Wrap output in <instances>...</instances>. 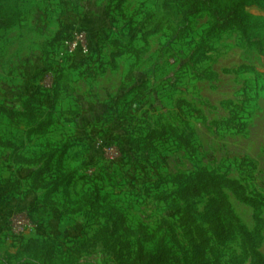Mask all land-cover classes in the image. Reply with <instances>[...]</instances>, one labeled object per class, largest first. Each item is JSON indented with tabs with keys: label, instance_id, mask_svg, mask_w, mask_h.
Returning a JSON list of instances; mask_svg holds the SVG:
<instances>
[{
	"label": "rangeland",
	"instance_id": "obj_1",
	"mask_svg": "<svg viewBox=\"0 0 264 264\" xmlns=\"http://www.w3.org/2000/svg\"><path fill=\"white\" fill-rule=\"evenodd\" d=\"M117 2L25 0L18 3L21 22L0 30V104L21 110L31 94L38 98L33 121L11 124L0 115L1 138L35 157L68 144L62 164L75 170L65 189L54 194L56 203L47 206L45 189L31 188L27 180L41 165L15 164L12 150L0 146V180L25 178L0 208V261L6 262L21 239L65 242L91 234L104 218L90 201L103 197L123 210L130 226L142 223L153 230L162 220L170 222L173 230L163 227L156 242L168 246L176 264H184L182 248L191 251L199 242L194 226L209 240L206 253L212 260L250 264L251 244L264 259V0L245 9L255 23L249 37L232 29L211 39L204 35L210 23L206 11L182 21L174 6L163 8L164 0H125L121 9ZM66 24L83 34L87 53L68 54L64 43L50 45ZM156 27L144 45L142 34ZM132 32L136 37L130 40ZM131 48L140 50L137 56ZM120 50L121 55L112 56ZM131 66L134 77L114 112L109 100ZM133 97L139 99L130 109ZM178 100L200 110L205 120L182 105L188 123L182 121ZM118 116L130 120L129 126L115 122ZM163 124L179 133L193 130L194 149L171 139L146 144V127L160 129ZM200 170L225 173L261 200L258 236L240 231L239 226L257 231L253 209L227 189L223 194L236 216L232 239L218 240L207 220L212 193L196 200L189 219L173 180L183 181ZM82 261L116 264L102 245Z\"/></svg>",
	"mask_w": 264,
	"mask_h": 264
},
{
	"label": "trees",
	"instance_id": "obj_2",
	"mask_svg": "<svg viewBox=\"0 0 264 264\" xmlns=\"http://www.w3.org/2000/svg\"><path fill=\"white\" fill-rule=\"evenodd\" d=\"M25 0H0V30H8L19 24L23 18L19 2ZM125 0H118L116 7L121 9ZM258 0H164L163 8L169 10L175 7L176 14L180 20L185 21L190 16L206 11L210 18V23L204 30L206 38L211 39L218 34L237 30L243 37H249L253 29V21L249 19L245 9L252 5H257ZM159 28H152L142 34L144 45L146 37L154 34ZM74 31H78L71 24L63 25L59 28L50 45H61L67 40L72 39ZM136 34H130V40L135 39ZM118 44V42H115ZM130 51L139 53V49L131 48ZM123 52L116 51L112 56H119ZM41 74H46L49 65L46 63ZM134 71L132 66L123 76L117 93L110 98L109 108H115L117 104L124 99V93L127 90V84L133 79ZM138 97H133L130 109L138 101ZM38 101L37 94L33 93L22 103L21 110H13L0 104V115L9 123L18 124L21 121H33L35 111L33 103ZM186 105L191 111L192 116L200 117L205 120L202 112L193 108L186 100L177 101V109L180 118L188 123L187 116L182 109ZM106 110L104 111V113ZM122 127H128L130 120L124 116H118L116 119ZM50 122H40L37 127ZM218 125L217 121H212ZM36 127V128H37ZM113 136V134H112ZM194 131L189 130L179 133L173 126L163 124L160 129L150 126L146 127L144 136L146 144L152 145L153 141L173 140L177 146L194 149ZM0 146L10 148L11 160L15 164H40L33 171L27 180L29 186L34 189H45L43 203L52 206L56 203L54 194L61 187H65L66 181L75 174L74 169L64 168L62 164L63 156L69 149L68 144L61 145V149L45 151L41 155L27 156L20 151V147L10 139H2L0 136ZM52 167L55 168L52 172ZM24 177L18 175L8 176L0 180V208H2L10 199L13 192L19 191L23 186ZM177 182L178 188L175 190L177 198L184 205L183 211L192 220V214L196 207V200L205 193H212L214 197L206 206V217L208 222L214 227L216 237L220 241L230 240L235 235L236 216L230 202L224 197L223 189L229 190L241 202L252 207L254 213L257 231L248 232L244 227L239 226L242 233L251 236L259 235L263 227L262 204L258 197L247 194L243 184L236 179L227 176L225 173L200 170L193 174L191 178ZM65 189V188H64ZM92 207L101 210V216L104 222L98 224L96 230L91 234L87 232L74 240L61 242L52 237L32 236L21 239L13 253L9 254L5 263L0 264H92L82 261L85 253L92 248L102 245L110 254L116 264H176L173 252L164 243H157L156 238L163 227L173 230L172 224L167 220L162 222L153 230L147 225L138 223L130 226L122 209L117 207L112 201L103 197L91 200ZM33 210V209H32ZM28 212V218L31 220V212ZM199 242L195 244L194 249L189 251L182 248L184 264H223L218 257L212 260L207 256V249L211 248L209 240L205 238L198 226H194ZM250 264H264L263 257L258 253L255 246H249Z\"/></svg>",
	"mask_w": 264,
	"mask_h": 264
},
{
	"label": "built area",
	"instance_id": "obj_3",
	"mask_svg": "<svg viewBox=\"0 0 264 264\" xmlns=\"http://www.w3.org/2000/svg\"><path fill=\"white\" fill-rule=\"evenodd\" d=\"M72 39L64 42L65 50L68 54L78 52L79 54L87 53V45L84 41L83 34L74 31Z\"/></svg>",
	"mask_w": 264,
	"mask_h": 264
}]
</instances>
